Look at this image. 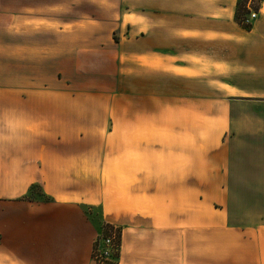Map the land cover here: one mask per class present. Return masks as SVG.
<instances>
[{"label":"crops","instance_id":"obj_1","mask_svg":"<svg viewBox=\"0 0 264 264\" xmlns=\"http://www.w3.org/2000/svg\"><path fill=\"white\" fill-rule=\"evenodd\" d=\"M158 3L119 42L114 18L0 13V264H97L84 204L121 228L117 264H264V0L247 28L235 0ZM127 60L130 138L111 144L81 98L122 96Z\"/></svg>","mask_w":264,"mask_h":264},{"label":"rangeland","instance_id":"obj_2","mask_svg":"<svg viewBox=\"0 0 264 264\" xmlns=\"http://www.w3.org/2000/svg\"><path fill=\"white\" fill-rule=\"evenodd\" d=\"M37 2L39 7L42 6L43 9V14L44 13H50L51 15H57V18L59 19H80L83 17H87L89 19L92 18H105V19H111L114 18L116 22H119L120 24L123 23L122 28H117L113 31V39L115 41H123L124 37L127 36L129 33V27L130 24L134 23V25H138V28L140 26L144 27L146 23L145 19V13L147 11V3L149 4V1L151 0H0V13L2 11H10L11 14L17 13L19 7H21V4H25L28 2ZM148 1V2H147ZM158 1L160 4V0H154V2ZM262 0H235V7H234V18H236L239 22L240 25L244 26L245 25V17L249 11L248 8L258 12V8L260 7V3ZM152 8V6L150 7ZM151 10V9H150ZM42 14V15H43ZM140 19V20H139ZM1 21V20H0ZM151 21V20H149ZM126 23V24H125ZM3 24H7V22L3 21ZM127 25V28L125 27ZM5 28V27H4ZM244 28V27H243ZM144 29V28H143ZM2 30L3 26L0 25V37L2 35ZM139 32V30H133V33ZM136 34V33H135ZM12 40V38H11ZM3 38H0V46L2 44ZM116 50V51H115ZM113 52V55L116 56V53L118 49H115ZM121 51L123 55H131V51H136L135 48L129 45H123L121 46ZM105 61L100 60L99 61V66H106L108 68L111 64V58L110 54H106L105 56ZM124 68H122V71H124L123 74L125 77L122 78V86H121V93L118 94L117 96H114V93H105L101 95H88L84 96V98H81L84 103H87L89 105L90 113H91V118L90 122L91 124L95 125H105L106 130L104 134L100 135L101 140H105L106 142L113 143L116 140L119 141H129L130 135L128 133V129L130 126V106L131 102L129 99V91H130V86L131 82L129 77L127 76L128 70H129V60H127L124 64ZM89 74H94V70L88 71ZM155 78H158L155 77ZM156 82V81H155ZM84 105V109H86L87 105ZM248 105V104H247ZM245 105V107H240V108H245L246 110H249V106ZM207 106V105H205ZM210 105L207 106V108ZM114 109L116 113L119 116V119H121L122 127L125 129L124 134H122V137L119 139H114L115 136L113 133H108L110 130V127L114 125V123L111 121L113 116ZM256 109V107L254 108ZM261 111V114L263 116L264 113V106L259 109ZM203 112H207V109H204ZM106 115V121L103 122L102 118L103 116ZM111 115V116H110ZM185 114L183 113V116ZM180 116L181 123H184V125H188L189 122L187 120H190L188 117ZM252 118L248 117L247 119ZM264 119V118H263ZM262 122H264V120ZM250 122L248 123L245 121L246 124L253 123V119H249ZM206 119L203 118L202 125H205ZM264 125V123H260ZM215 135L214 134H207L203 133V137L209 138L208 140L205 141H210ZM98 185L99 183L97 181H93L90 183V196L95 195L96 192H98V189H95V186ZM108 190V188H107ZM113 192V191H111ZM24 199H30L31 201H44L47 199V195L42 189V186L40 183H33L32 186L29 188V191L27 194L24 196ZM214 201L216 202L215 198H213ZM210 198L203 199V205H210L209 200H213ZM242 199H234L235 204H240ZM193 204V203H192ZM83 210L86 215V217L89 219L91 223L94 224V228L97 231L98 229L102 227L101 231L106 228H110L113 226H116L114 224L110 223H105L102 221V211H101V206L95 204V205H89V204H84L83 205ZM100 221V222H96ZM106 227V228H105ZM97 231V233L99 232ZM100 234V232H99ZM98 234V235H99ZM97 235V236H98ZM120 256V252H119ZM120 258V257H119ZM119 258L115 260L114 264H117L119 261Z\"/></svg>","mask_w":264,"mask_h":264},{"label":"built area","instance_id":"obj_3","mask_svg":"<svg viewBox=\"0 0 264 264\" xmlns=\"http://www.w3.org/2000/svg\"><path fill=\"white\" fill-rule=\"evenodd\" d=\"M249 11L245 17V25H251L257 17V12L248 8ZM95 246L92 250V259L97 264H114L119 258L121 246V228L118 226L108 227L95 239Z\"/></svg>","mask_w":264,"mask_h":264},{"label":"trees","instance_id":"obj_4","mask_svg":"<svg viewBox=\"0 0 264 264\" xmlns=\"http://www.w3.org/2000/svg\"><path fill=\"white\" fill-rule=\"evenodd\" d=\"M235 21L240 25V22L235 18ZM242 26V25H241ZM250 25H244V26H242V27H249ZM106 228V227H105ZM107 229V228H106ZM105 231V229H103L101 232H100V234L101 233H103ZM97 237H99V235L97 236ZM95 246H97V244H95V241H94V244H93V248L95 247ZM93 250V249H92Z\"/></svg>","mask_w":264,"mask_h":264}]
</instances>
